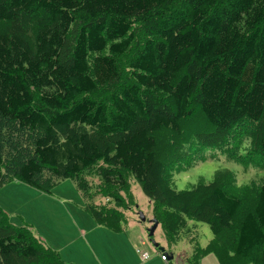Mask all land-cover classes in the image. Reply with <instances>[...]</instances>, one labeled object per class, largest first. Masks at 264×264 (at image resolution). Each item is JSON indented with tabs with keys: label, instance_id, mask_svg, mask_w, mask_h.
Segmentation results:
<instances>
[{
	"label": "trees",
	"instance_id": "16d2710c",
	"mask_svg": "<svg viewBox=\"0 0 264 264\" xmlns=\"http://www.w3.org/2000/svg\"><path fill=\"white\" fill-rule=\"evenodd\" d=\"M0 122L19 131L0 141V188L15 180L46 194L70 179L86 193L92 169L106 195L131 177L175 215L172 242L196 221L219 264H264V183L234 229L229 171L180 192L164 179L191 150L246 134L264 159V0H0ZM193 124L203 131L183 145ZM0 264L63 263L0 211Z\"/></svg>",
	"mask_w": 264,
	"mask_h": 264
},
{
	"label": "rangeland",
	"instance_id": "374dc122",
	"mask_svg": "<svg viewBox=\"0 0 264 264\" xmlns=\"http://www.w3.org/2000/svg\"><path fill=\"white\" fill-rule=\"evenodd\" d=\"M137 38L142 40L141 35ZM131 54L128 53L126 57L129 58ZM195 122L202 124L199 116ZM11 126H13L11 123L0 122L2 146L4 141L6 146L9 145L11 139H14V133L19 132H13ZM195 131L203 130L196 129L194 124L188 130L182 127L181 136L185 140L179 142L188 146V141L192 139ZM160 138L165 139L163 135H160ZM168 138H171L169 143L174 144L180 137L168 135ZM232 144L233 141L228 140L225 147L205 148L200 152L191 150L189 158L168 167L164 179L170 188L180 192L198 184L210 183L214 172L218 170L229 171V177L223 182L222 187L240 200V206L232 220V227L236 229L243 216L252 211L259 185L264 183V159L252 153L247 134L236 145ZM12 145L14 144L10 146ZM228 146L231 147L230 150L227 149ZM7 156H5L6 162ZM92 172H94L92 169L82 172L88 185L87 194L80 193L77 184L70 179L55 180L51 192L46 194L18 181H9L0 188V211L10 224L25 227L44 248L55 247L61 250L63 255L68 254L67 250L75 249L73 255L83 264H116L110 256L114 248L104 251L107 261H103L101 258L95 259V256L87 250V245L90 246L88 242L91 237H99L103 240V233L117 237L120 232L129 234L136 243L138 242L133 249L127 246V242L116 247L124 250V254L128 256L126 260L129 262L137 261L142 253H148V257L151 258L162 249L167 257L170 255L173 257L165 264H175V258L180 254L183 256L178 264H219L217 255L220 251L206 224L189 221L186 229L189 233L182 232L179 239L172 242L169 239L170 226L175 220L172 212L148 201L131 177H126L125 189H118L114 193L113 189H108L105 195L100 191L97 175ZM103 189L106 190L104 187ZM108 192L113 194H107ZM92 209L103 213L104 216L107 215L108 219L97 223L95 231L91 230L86 236L88 240H85V243L83 237L79 238L81 242L73 241V238L77 239L70 226L72 220L76 221L73 215L83 212L91 216ZM140 217H143V220ZM154 221L157 226L153 230V235L149 237L148 231ZM106 241L110 245L113 243V238ZM154 245H157V248ZM104 248L102 247L101 250ZM136 250L139 256L136 255ZM233 263L238 262L234 260Z\"/></svg>",
	"mask_w": 264,
	"mask_h": 264
},
{
	"label": "crops",
	"instance_id": "0c3cea01",
	"mask_svg": "<svg viewBox=\"0 0 264 264\" xmlns=\"http://www.w3.org/2000/svg\"><path fill=\"white\" fill-rule=\"evenodd\" d=\"M90 214H77V215H73V218L77 221H69L70 222V226L72 227L73 233L75 234V237L77 239L73 238V241H80L81 237H83L84 242L86 239V236H88V233L93 230V232L95 231V228L97 227V222L94 221V219H92V217L90 218ZM72 218V219H73ZM93 220V221H92ZM17 226H20L17 224ZM103 233V232H102ZM113 238V243H111L110 245L107 244L106 239L111 240ZM89 245L87 244V250L90 251V253L92 255L95 256V259H103V261H107L106 260V252L104 253V251H106V249L108 248H114L113 250H111L110 252V256L112 259L115 260L116 264H165L167 261L172 260L173 257L170 255L168 257H166V261H161L160 260V255L164 254V251L162 249H159V251H157L156 255H154L153 257H148L147 260L142 261L140 257H138L139 259H137V261L134 262H129L128 260H126L128 258L127 254H124V250H120L119 248H116L117 246L120 247L121 243H125L127 242V246L131 249H133L134 246L137 245V243L133 240V238L127 234V233H118L117 237H111L110 235H107L106 233H103V240H100L99 237H91L89 238ZM115 239V240H114ZM81 242V241H80ZM143 243V242H142ZM136 244V245H135ZM102 247H105L104 249L101 250ZM157 248V247H156ZM51 250L55 251L58 254V257L60 260H62L63 263L66 264H83L82 261L77 260L75 258V256L73 255V252L75 249H71V250H67L68 254H64L62 253L61 250L56 249L54 247L51 248ZM136 255L139 256V254L137 253L136 250ZM148 254V253H147ZM149 256V254H148ZM183 256V254H180L179 256L177 255L175 258V264H178V262H180V258ZM80 259V257H79ZM185 260V259H184Z\"/></svg>",
	"mask_w": 264,
	"mask_h": 264
},
{
	"label": "built area",
	"instance_id": "2783aa9c",
	"mask_svg": "<svg viewBox=\"0 0 264 264\" xmlns=\"http://www.w3.org/2000/svg\"><path fill=\"white\" fill-rule=\"evenodd\" d=\"M166 257H167V256H166L165 254H161V255H160V260L165 262V261H166ZM141 259H142V261L148 259V254H146V253H142V254H141Z\"/></svg>",
	"mask_w": 264,
	"mask_h": 264
},
{
	"label": "water",
	"instance_id": "95a60500",
	"mask_svg": "<svg viewBox=\"0 0 264 264\" xmlns=\"http://www.w3.org/2000/svg\"><path fill=\"white\" fill-rule=\"evenodd\" d=\"M141 220H143V217H140ZM157 226V223L154 221L152 227L148 231V236L151 237L153 235V230H155ZM154 247H157V245H154ZM169 258V257H168Z\"/></svg>",
	"mask_w": 264,
	"mask_h": 264
}]
</instances>
